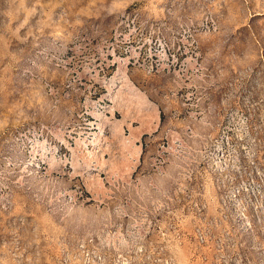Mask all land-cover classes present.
Returning <instances> with one entry per match:
<instances>
[{
    "label": "rangeland",
    "instance_id": "rangeland-1",
    "mask_svg": "<svg viewBox=\"0 0 264 264\" xmlns=\"http://www.w3.org/2000/svg\"><path fill=\"white\" fill-rule=\"evenodd\" d=\"M0 264H264V0H0Z\"/></svg>",
    "mask_w": 264,
    "mask_h": 264
},
{
    "label": "bare ground",
    "instance_id": "bare-ground-1",
    "mask_svg": "<svg viewBox=\"0 0 264 264\" xmlns=\"http://www.w3.org/2000/svg\"><path fill=\"white\" fill-rule=\"evenodd\" d=\"M124 71V70H123ZM123 75V74H122ZM124 78V77H123ZM121 80V79H120ZM126 79H124V81H125ZM126 82V81H125ZM127 83V82H126ZM127 85V84H126ZM125 86V85H124ZM123 87V86H122ZM126 88V87H125ZM122 90V89H121ZM118 92V91H117ZM116 93V92H115ZM121 92H119V94H120ZM117 97V96H116ZM115 98V97H114ZM133 112H135V111H133ZM113 113V112H112ZM134 116H135V114H134ZM106 123V122H105ZM100 140V139H99ZM56 163V162H55ZM53 165V164H52ZM50 166V165H49Z\"/></svg>",
    "mask_w": 264,
    "mask_h": 264
}]
</instances>
